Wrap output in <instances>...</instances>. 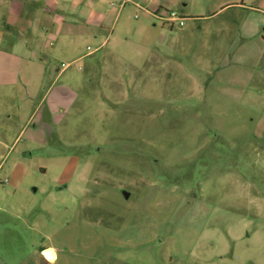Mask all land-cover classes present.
I'll return each instance as SVG.
<instances>
[{
  "label": "rangeland",
  "instance_id": "rangeland-1",
  "mask_svg": "<svg viewBox=\"0 0 264 264\" xmlns=\"http://www.w3.org/2000/svg\"><path fill=\"white\" fill-rule=\"evenodd\" d=\"M45 1L0 31L45 61L0 87V264H264V0H80L76 54Z\"/></svg>",
  "mask_w": 264,
  "mask_h": 264
},
{
  "label": "crops",
  "instance_id": "crops-1",
  "mask_svg": "<svg viewBox=\"0 0 264 264\" xmlns=\"http://www.w3.org/2000/svg\"><path fill=\"white\" fill-rule=\"evenodd\" d=\"M12 1V0H10ZM20 1V2H19ZM16 3H12V7L9 8V12H6V18L4 19L2 30L9 32L10 34L16 33L19 37H23L25 33L32 30L36 24L40 21L43 10L46 8L47 1L45 0H19ZM58 8L61 9L57 12L58 23L55 25V31L53 32V37H57L59 40L60 35H64V39H61L63 42L62 48L64 50H70L73 54H76V46L78 39V28H79V14L80 12V0H55L54 1ZM232 5L236 8H242L244 11L249 9H255V7L246 6L244 2L241 4L233 2L227 4V7ZM86 12L82 10L84 15ZM88 15L97 17L102 21L103 14L101 10L93 9ZM10 17V19H9ZM264 23V21L262 20ZM40 33L45 32L46 35L49 33L50 25L46 22H41ZM1 34H2V30ZM259 32L258 27L252 23L250 20L242 18L240 22V34L243 33L248 37H251ZM243 37V36H242ZM17 41L19 39H16ZM14 42V44L9 45V47H0V87H13L17 84V74L20 75V79L24 81L26 79L23 75L25 72L35 73L37 78H42L43 64L45 61L42 57L37 60H33L31 67H28L29 70L25 69L21 63L24 58H26L27 51L29 52L27 45H24L23 51H19L17 48L20 44ZM264 49L262 47L258 48L259 58H263ZM44 52L41 51V54ZM15 64H17L18 72L14 71ZM61 72V71H60ZM59 72V73H60ZM9 85V86H8ZM46 97V95L44 96Z\"/></svg>",
  "mask_w": 264,
  "mask_h": 264
},
{
  "label": "built area",
  "instance_id": "built-area-1",
  "mask_svg": "<svg viewBox=\"0 0 264 264\" xmlns=\"http://www.w3.org/2000/svg\"><path fill=\"white\" fill-rule=\"evenodd\" d=\"M170 18L173 19V20H174V19H177V18H178V15L176 14V12H173V11H172V12L170 13ZM180 25H181V26L184 25V21H183V20L180 21Z\"/></svg>",
  "mask_w": 264,
  "mask_h": 264
}]
</instances>
